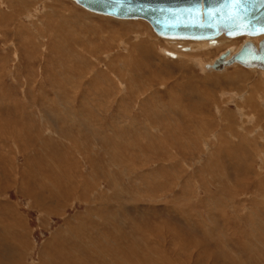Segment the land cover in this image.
I'll return each instance as SVG.
<instances>
[{
  "label": "rangeland",
  "instance_id": "obj_1",
  "mask_svg": "<svg viewBox=\"0 0 264 264\" xmlns=\"http://www.w3.org/2000/svg\"><path fill=\"white\" fill-rule=\"evenodd\" d=\"M164 42L71 0H0V264H264V106L243 118L245 77L185 68ZM199 112L214 124L200 143Z\"/></svg>",
  "mask_w": 264,
  "mask_h": 264
},
{
  "label": "water",
  "instance_id": "obj_2",
  "mask_svg": "<svg viewBox=\"0 0 264 264\" xmlns=\"http://www.w3.org/2000/svg\"><path fill=\"white\" fill-rule=\"evenodd\" d=\"M96 14L147 21L163 39L213 41L228 37L264 35V0H73ZM220 57L221 66L230 63ZM245 67L264 69V39L247 43L232 59ZM221 64V65H220Z\"/></svg>",
  "mask_w": 264,
  "mask_h": 264
},
{
  "label": "bare ground",
  "instance_id": "obj_3",
  "mask_svg": "<svg viewBox=\"0 0 264 264\" xmlns=\"http://www.w3.org/2000/svg\"><path fill=\"white\" fill-rule=\"evenodd\" d=\"M18 1V0H17ZM73 3H75L76 5H77V3L76 2H74L73 0H71ZM13 2V1H12ZM15 2V1H14ZM34 3V2H33ZM44 5H45V3H44ZM77 6H79V5H77ZM81 7V6H80ZM49 8V7H48ZM81 8H83V7H81ZM84 9V8H83ZM86 10V9H85ZM86 11H88V10H86ZM88 12H91V11H88ZM91 13H93V12H91ZM31 14V13H30ZM53 14V13H52ZM94 14H96V13H94ZM27 15H29V13L27 14ZM98 15H101V14H98ZM48 16V15H47ZM46 16V17H47ZM102 16H105V15H102ZM106 17H111V16H106ZM28 18H30V17H28ZM49 18V17H48ZM112 18H114V17H112ZM115 19H118V18H115ZM53 20V19H52ZM119 20H124V21H126L127 19H119ZM138 20H142V19H138ZM143 21H145V20H143ZM147 22V21H146ZM126 23V22H125ZM148 23V22H147ZM132 24V23H131ZM149 24V23H148ZM150 25V24H149ZM131 26V25H130ZM134 26V25H133ZM151 26V25H150ZM75 27V26H74ZM136 27V26H135ZM151 28L153 29V27L151 26ZM139 30V29H138ZM153 31H154V29H153ZM137 33V32H136ZM135 33V34H136ZM141 33V32H140ZM156 34V33H155ZM142 35V34H141ZM147 35H148V33H147ZM145 36H146V34H145ZM159 37V36H158ZM222 37H226L227 39H230V38H238V37H228V36H226L224 33L223 34H221L219 37H217V38H215L213 41H210V40H191V39H164V40H167L168 42H164V47L166 48V51H165V53L168 55V56H170V57H179L181 60H179L180 61V63L182 64V66L183 67H185V68H190V66H193V65H195V66H197V67H202V71H207V72H215V73H218L217 75H220L221 74V76H223V78L224 79H222V80H225V81H228V82H230V83H232L233 85H235V83H233V82H236L237 80L236 79H238V78H244L245 77V83L244 84H246L247 82V85H245V86H247L246 88H244L245 90V92H246V95H245V98L242 100V98H241V96L240 97H237L236 98V95L234 96V98L235 99H237L236 100V103L235 104H237V108L239 109V108H241V107H251V108H253V110H252V112H248V113H242V115H243V118H245V119H247V120H252V119H258V118H255V116H257V115H259V112L258 111H260V110H258L257 108H259V107H263L264 106V69H262V68H259V67H245L244 65H242V64H240L239 62H234L232 59L234 58V56H236L237 55V53L244 47V45L245 44H247V43H252V44H254L256 47H258L259 46V43H260V41H262L263 39H264V35H261V36H258V37H247V36H243V38L244 39H246V41L244 42V44L241 46V48H239L238 47V44L237 43H235V42H232V41H230V42H220V40H221V38ZM140 38H142V36H140V34H136V36L134 37V39H131V40H134L135 42H139V40H140ZM109 39V38H108ZM145 39H146V37H145ZM152 39V38H151ZM157 39V38H156ZM163 39V38H162ZM223 39V38H222ZM120 41V40H119ZM141 41V40H140ZM179 41H191V42H193V43H186V44H183V43H181V42H179ZM88 42H90V41H88ZM161 43V42H160ZM61 44V43H60ZM66 44V43H65ZM121 44H124V42L123 41H121ZM69 45V44H68ZM136 46H137V44H135ZM183 45V46H182ZM176 46L178 47V46H180L182 49L184 48V47H189V51H182V49H177L176 48ZM135 47V46H134ZM138 47V46H137ZM137 47H135V48H137ZM155 47H156V45H155ZM228 49V50H227ZM170 51H171V53H175V54H171L170 53ZM221 53V54H220ZM224 54H226L227 55V57H226V59L224 60V61H230V63H228V64H223V65H221L220 67L219 66H216L217 64H219L220 63V57L222 56V55H224ZM215 55H217V56H215ZM212 56V57H211ZM213 56H214V58H213ZM216 57V58H215ZM178 58V59H179ZM240 65V66H243V67H245V68H247L248 69V72H245L244 70H241L240 68H235L234 67V65ZM229 66H233L234 67V69H236V70H234V71H232V72H229L228 71V68H229ZM238 67V66H237ZM130 71V70H129ZM134 73V72H133ZM204 73V72H203ZM222 73H224V74H222ZM213 75H215V74H213ZM210 76V75H209ZM213 77V76H212ZM215 77H217V76H215ZM219 77V76H218ZM207 80H205V81H207V82H211V78L209 77H207L206 78ZM209 79H211V80H209ZM217 79V78H216ZM249 79H255L254 81L252 80V82L251 81H249ZM214 80V79H213ZM212 80V81H213ZM219 80L220 79H218V82H219ZM221 80V81H222ZM204 81V83L203 84H206V82ZM220 81V82H221ZM216 81H214V83H215ZM220 82H219V84H220ZM121 84V83H120ZM216 85H218V83H215ZM223 84V83H222ZM133 86V85H132ZM232 87V86H231ZM132 88V87H131ZM132 89H134V88H132ZM210 91V90H209ZM208 91V92H209ZM222 91V90H221ZM233 91H235V90H233ZM232 91V92H233ZM244 92V93H245ZM236 93H238V92H236ZM202 94H204V93H202ZM221 94H222V92H221ZM220 94V95H221ZM243 96V95H242ZM230 96H228V98H229ZM228 98H227V100H228ZM240 98H241V100H240ZM215 99V98H214ZM213 99V97L211 96V97H209V98H202V99H200V104H199V106H200V108H201V106L202 105H204L205 103H207V105L208 104H216V103H218L216 100H214ZM220 100H221V102H222V104H223V102H225V100L223 99V97H222V99L220 98ZM233 100V99H232ZM231 102V101H230ZM228 103V102H227ZM193 105V104H192ZM221 105V104H220ZM228 105V104H227ZM230 105V104H229ZM212 107H213V105H211ZM217 107H218V105H217ZM216 107V108H217ZM221 107V106H220ZM226 108V107H225ZM229 108V107H228ZM264 108V107H263ZM196 110V109H195ZM222 110H223V108H222ZM240 110V109H239ZM202 111V110H201ZM207 111V110H206ZM208 111H209V109H208ZM213 111H216V110H213ZM212 111V112H213ZM251 111V110H250ZM182 112V111H181ZM228 112V111H227ZM180 113V112H179ZM209 113H210V111H209ZM223 113V112H222ZM236 114H232V115H228V113H225V114H223V117H226L227 115H228V118H229V120H227V123L229 122V125L228 124H224V129H226L225 128V126L226 125H228V126H230V124L231 123H233V122H237L236 121V116H237V112H235ZM204 113L203 112H199L198 114H196V118L197 119H201L200 120V122H196V125H194L193 123V125H194V128L196 129V131L195 132H197L196 134V136H198V137H200V138H197L198 139V142H199V139H201L202 140V136L203 135H205V137L207 136V138H205L206 140H208V135H209V131H208V129H209V125H214L213 123H211L210 122V120L208 121V120H206V118L208 117V115L206 114V112H205V115H203ZM218 114V113H217ZM220 114V113H219ZM241 114V113H240ZM185 115V114H184ZM212 115V114H211ZM214 115H215V113H214ZM238 115H239V113H238ZM183 116V115H182ZM216 116V115H215ZM184 117H186V118H188L187 116H184ZM258 117V116H257ZM211 118V117H210ZM209 118V119H210ZM240 118V117H239ZM216 119H217V117H216ZM237 119H238V117H237ZM242 119V118H241ZM192 120V119H191ZM224 120H225V118H224ZM188 121V120H187ZM199 121V120H198ZM216 121V120H215ZM241 121V120H240ZM192 122V121H191ZM250 122V121H249ZM248 122V123H249ZM252 122V121H251ZM255 122H257V121H255ZM261 122H262V119H261ZM184 123V122H183ZM187 123V122H186ZM239 123V122H238ZM244 123V122H243ZM222 124V123H221ZM235 124H237V123H235ZM235 124H233V125H235ZM239 124H241V123H239ZM253 124V123H252ZM258 124V123H257ZM264 124V123H263ZM232 125V126H233ZM242 125V124H241ZM241 125H239V126H241ZM259 125V124H258ZM258 125H256V126H258ZM3 126V125H2ZM196 126V127H195ZM207 126H209L208 127V129H207ZM4 127V126H3ZM169 127V126H168ZM243 127V126H242ZM250 128H251V126H249ZM193 128V126L191 127V129H194ZM230 128V127H229ZM229 128H227V129H229ZM238 128V127H237ZM261 128V127H260ZM205 129H207V130H205ZM212 129V128H211ZM217 129V128H216ZM233 129V128H232ZM235 129V128H234ZM262 129H263V127H262ZM6 130V129H5ZM219 129H217V131H218ZM221 130V129H220ZM231 130V129H230ZM240 130V129H239ZM246 130V129H245ZM170 131V130H169ZM199 131V132H198ZM222 131H223V129H222ZM227 131V130H226ZM229 131V130H228ZM211 132V131H210ZM216 132V131H215ZM214 131H213V134L215 133ZM236 132V130L234 131V137L233 138H235V133ZM176 133V132H175ZM190 133V132H189ZM239 133H242V132H239ZM238 133V134H239ZM261 133V132H260ZM264 133V132H263ZM7 134H8V132H7ZM149 134V133H148ZM160 134V133H159ZM211 134V133H210ZM220 134V133H219ZM219 134H218V137H219V139H220V136H219ZM223 134H224V132H223ZM243 134V133H242ZM246 134H248L247 133V131H246ZM256 134V133H255ZM180 135H182V134H180ZM195 135V134H194ZM194 135H193V137H194ZM228 135V134H227ZM253 135V134H252ZM257 135V134H256ZM263 135V134H262ZM150 136V135H149ZM195 136V137H196ZM237 136V135H236ZM243 136H245V135H243ZM143 137V136H142ZM179 137V136H178ZM226 137V136H225ZM232 137V136H231ZM259 137H260V135H259ZM214 138V137H213ZM221 138H222V136H221ZM229 138V137H228ZM239 138V137H238ZM246 138V137H245ZM252 138V137H251ZM159 139H162V138H159ZM232 139V138H231ZM264 139V138H263ZM188 140V139H187ZM223 140H224V136H223ZM239 140V139H238ZM204 141V140H203ZM209 141V140H208ZM218 141V140H217ZM257 141V140H256ZM197 142V143H198ZM239 142V141H238ZM194 143V142H193ZM200 143V142H199ZM198 143V144H199ZM203 143V142H202ZM209 143H211V142H209ZM214 143V142H213ZM222 143V142H221ZM223 143H224V141H223ZM231 143V142H230ZM229 143V144H230ZM242 143V142H241ZM248 143H249V141H248ZM255 143V142H254ZM261 143H262V141H261ZM191 144V143H190ZM208 144V143H207ZM215 144V143H214ZM243 145H245L246 147H247V144H244V143H242ZM260 144V143H259ZM170 145V144H169ZM201 145V144H200ZM211 145H212V143H211ZM210 145V146H211ZM221 145V144H220ZM232 145H233V143H232ZM250 145V144H249ZM248 145V146H249ZM254 145V144H253ZM260 145H262V144H260ZM75 146V145H74ZM228 146V145H227ZM226 146V147H227ZM234 146H235V144H234ZM238 146V145H237ZM236 146V147H237ZM257 146V145H256ZM214 147H216L215 145H214ZM236 147H233V148H236ZM252 147V146H251ZM197 148V147H196ZM205 148V147H204ZM209 148V147H208ZM222 148V147H221ZM240 148V147H239ZM253 148V147H252ZM258 148V147H257ZM260 149L262 148V147H259ZM215 149V148H214ZM225 148H223V150H224ZM183 150V149H182ZM203 150V149H202ZM216 150H218V149H216ZM234 150V149H233ZM238 150V149H237ZM258 151H260L259 149H257ZM263 150H264V148H263ZM188 151V150H187ZM228 151V150H227ZM230 151V150H229ZM236 151V150H235ZM217 152V151H216ZM215 152V153H216ZM246 152V151H245ZM58 153V152H57ZM61 153V152H60ZM229 153H231V151L229 152ZM234 153V152H233ZM246 153H248V152H246ZM84 154V153H83ZM222 154V153H221ZM220 154V155H221ZM242 154V153H241ZM219 155V156H220ZM228 155H230V154H228ZM250 155V154H249ZM256 155V154H255ZM87 156V155H86ZM214 156H215V154H214ZM213 156V157H214ZM235 156V155H234ZM244 156V155H243ZM243 156H242V158H243ZM251 156H252V154H251ZM261 156V155H260ZM60 157V156H59ZM113 157V156H112ZM116 157V156H115ZM238 157V156H237ZM247 157V156H246ZM67 158V157H66ZM239 158V157H238ZM245 158V157H244ZM249 158V157H248ZM119 159V158H118ZM225 159V158H224ZM241 159V158H240ZM239 159V160H240ZM254 159V158H253ZM65 161H66V159H64ZM63 160V161H64ZM85 160V159H84ZM93 160V159H92ZM170 160V159H169ZM237 160V159H236ZM243 160V159H242ZM69 161H71L70 159H69ZM244 161V160H243ZM251 161V160H250ZM72 162H75V161H72ZM116 162V161H115ZM142 162V161H141ZM236 163H237V161H235ZM240 161H238V163H239ZM252 162V161H251ZM260 162V161H259ZM64 163V162H63ZM238 163L237 164H235L236 166L238 165ZM243 164L245 163V162H242ZM250 163V162H249ZM64 164H66V163H64ZM209 164V163H208ZM243 164H240V166L241 165H243ZM246 164V163H245ZM258 164V163H257ZM264 164V163H263ZM80 165V164H79ZM234 165V164H233ZM262 165V164H261ZM260 165V166H261ZM43 166V165H42ZM42 166H40V167H42ZM48 166V165H47ZM55 166V165H54ZM65 166V165H64ZM78 166V165H77ZM76 166V167H77ZM179 166V165H178ZM239 166V165H238ZM252 166V165H251ZM263 166V165H262ZM79 167H81V166H79ZM88 167V166H87ZM101 167V166H100ZM231 167V166H230ZM234 167V166H233ZM245 167V166H244ZM253 167V166H252ZM43 168V170H44V167H42ZM72 168V167H71ZM237 168H239V167H237ZM246 168V167H245ZM244 168V169H245ZM97 169V168H96ZM95 169V170H96ZM250 169V168H249ZM249 169H247L246 168V170H248L249 171ZM61 170V169H60ZM64 170V169H63ZM72 170V169H71ZM80 170H82V169H80ZM174 170V169H173ZM235 170H236V167H235ZM238 170V169H237ZM66 171V170H65ZM73 171V170H72ZM79 171V170H78ZM85 171V170H84ZM94 171V170H93ZM106 171V170H105ZM257 171H258V169H257ZM256 171V172H257ZM67 172V171H66ZM83 172V171H82ZM120 172V171H119ZM242 172V171H241ZM247 172V171H246ZM33 173V172H32ZM71 173V172H70ZM73 173V172H72ZM99 173V172H98ZM244 173V172H243ZM251 173L254 175V173L251 171ZM250 173V174H251ZM37 174V173H36ZM48 174V173H47ZM46 174V175H47ZM51 174V173H50ZM61 174V173H60ZM37 175H39V174H37ZM56 175H58V174H56ZM68 175V174H67ZM72 175V174H71ZM70 175V176H71ZM101 175V174H100ZM115 175V174H114ZM178 175V174H177ZM176 175V176H177ZM35 176V175H34ZM74 176V175H73ZM81 176V175H80ZM244 176V175H243ZM264 176V175H263ZM31 177V176H30ZM96 177V176H95ZM115 177V176H114ZM246 177V176H245ZM257 177V176H256ZM255 177V178H256ZM262 177V176H261ZM34 178V177H33ZM40 178V177H39ZM58 178V177H57ZM69 178V177H68ZM78 178V177H77ZM87 178V177H86ZM111 178V177H110ZM37 179V178H36ZM41 179V178H40ZM42 179H43V177H42ZM53 179V178H52ZM67 179V178H66ZM84 179V178H83ZM97 179V178H96ZM259 179V178H258ZM261 179V178H260ZM68 180H70V179H68ZM74 180V179H73ZM76 180H78V179H76ZM112 180V179H111ZM111 180H110V182H111ZM163 180V179H162ZM257 180V179H256ZM31 181V180H30ZM33 181V180H32ZM75 181V180H74ZM114 181V180H113ZM112 181V182H113ZM260 181V180H259ZM36 182V181H35ZM34 182V183H35ZM68 182V181H67ZM73 182V181H72ZM106 182H107V178H106ZM109 182V181H108ZM172 182V181H171ZM190 182V181H189ZM231 182V181H230ZM261 182H263V180L261 181ZM65 183V182H64ZM68 183H70V182H68ZM74 183V182H73ZM96 183H97V181H96ZM100 183H101V181H100ZM114 183V182H113ZM166 183V182H165ZM67 184V183H66ZM164 184V183H163ZM75 185H77V184H75ZM119 185V184H118ZM222 185V184H221ZM257 185V184H256ZM113 186H114V184H113ZM73 187H74V185H73ZM77 187V186H76ZM120 187V186H119ZM119 187H117V188H119ZM110 188V187H109ZM222 188V187H221ZM261 188H262V186H261ZM41 189V188H40ZM64 189H65V187H64ZM76 189V188H75ZM74 189V190H75ZM84 189V188H83ZM95 189V188H94ZM114 189H115V187H114ZM114 189H112L113 191H114ZM224 189V188H223ZM222 189V190H223ZM257 189V188H256ZM260 189V188H259ZM93 190V189H92ZM258 190V189H257ZM29 191H30V189H29ZM65 191V190H64ZM61 192H62V190H61ZM80 192V191H79ZM86 192V191H85ZM97 192H98V189H97ZM229 192V191H228ZM263 192V191H262ZM24 193V192H23ZM32 193V192H31ZM60 193V192H59ZM101 193V192H100ZM103 193V192H102ZM221 193H222V191H221ZM232 193V192H231ZM65 194V193H64ZM80 194V193H79ZM234 194V193H233ZM62 195V194H61ZM63 196V195H62ZM100 196V195H99ZM102 196V195H101ZM103 196H104V194H103ZM226 196H229L228 194L226 195ZM257 196H259V195H257ZM61 197V196H60ZM80 197V196H79ZM94 197V199H95V196H93ZM98 197V196H97ZM64 198V197H63ZM77 198V197H76ZM99 198V197H98ZM80 199V198H79ZM91 198H89V200H90ZM100 199V198H99ZM102 199H103V197H102ZM186 199V198H185ZM184 199V200H185ZM230 199V198H229ZM256 199H258L257 197H256ZM76 200V199H75ZM85 200V199H84ZM83 201V200H82ZM257 201V200H256ZM263 201V200H262ZM89 202V201H88ZM99 202V201H98ZM261 202V201H260ZM8 204V203H7ZM127 204V203H126ZM258 205H259V202L257 203ZM261 204H262V202H261ZM128 205V204H127ZM252 205V204H251ZM88 206V205H87ZM122 206V205H121ZM120 206V207H121ZM119 207V208H120ZM126 207V206H125ZM257 208V207H256ZM94 210V209H93ZM59 211H61V208L59 209ZM123 211V210H122ZM255 211V210H254ZM84 212V211H83ZM86 212V211H85ZM84 212V213H85ZM121 212V211H120ZM256 212H257V210H256ZM261 212V211H260ZM87 213V212H86ZM85 213V214H86ZM127 213V212H126ZM80 214V213H79ZM83 214V213H82ZM118 215H119V213H118ZM81 216V215H80ZM130 217V216H129ZM115 219V218H114ZM126 219H128L127 218V216H124V217H122V219L120 220V219H118V220H116L115 219V224H117L118 226H121V229H122V227H124L125 228V222H126ZM84 220V219H83ZM101 220V219H100ZM129 220V219H128ZM77 222V221H76ZM82 222V221H81ZM102 222V221H101ZM104 223V222H103ZM94 226H96V223H94L93 224ZM74 226V225H73ZM99 226V225H98ZM161 226V225H160ZM163 226H161V228H162ZM170 229V228H169ZM88 230V229H87ZM124 232H125V230L124 229H122ZM156 230V229H155ZM168 230V229H167ZM131 232H133V231H139V227L138 228H136V226L134 225V227H133V229L132 230H130ZM171 232H172V234H173V230H170ZM109 232V231H108ZM107 232V233H108ZM140 232V231H139ZM138 232V233H139ZM158 232V231H157ZM117 233V232H116ZM121 233V232H120ZM128 233V232H127ZM127 233L125 232V235H127ZM137 233V232H136ZM136 233H134V234H136ZM112 234V233H111ZM168 234V233H167ZM118 235V234H117ZM121 235V234H120ZM140 235H141V233H140ZM143 235V234H142ZM170 235V234H169ZM103 236H104V234H103ZM128 236V235H127ZM260 236V235H259ZM95 237L96 238H98V235H95ZM112 237V236H111ZM132 237V236H131ZM138 237H139V235H138ZM145 237V236H144ZM104 239H102L101 240V237L97 240V242L99 243V245L98 244H95V246L97 247H102V248H105V247H108L107 246V244H110L109 242H108V240L107 239H105V237H103ZM134 238V237H133ZM141 238V237H140ZM182 238V237H181ZM139 239V238H138ZM142 239H144V238H142ZM3 240V239H2ZM124 240V239H123ZM150 240V239H149ZM80 241V240H79ZM89 241V240H88ZM144 241V240H143ZM146 241V240H145ZM182 241V240H181ZM82 242V241H81ZM112 242V241H111ZM142 242V241H141ZM116 243H120V242H116ZM137 243V242H136ZM147 243V242H146ZM177 243V242H176ZM75 244V243H74ZM73 244V245H74ZM93 244V243H92ZM120 244H123V242L122 243H120ZM141 244V243H140ZM139 244V245H140ZM81 245V244H80ZM80 245L78 244V245H74V248H79L80 247ZM84 245V244H83ZM85 246V245H84ZM120 246V245H119ZM141 246V245H140ZM178 246V245H177ZM185 246V245H184ZM56 247V246H55ZM89 247V246H88ZM115 247V246H114ZM183 247V246H182ZM73 248V249H74ZM86 248V247H85ZM90 248V247H89ZM102 248H101V250H102ZM144 248V247H143ZM145 248H147V246L145 247ZM145 248H144V250H145ZM155 248V247H154ZM178 248V247H177ZM196 248V247H195ZM194 248V249H195ZM56 249V248H55ZM94 249V248H93ZM134 249V248H133ZM199 249V248H198ZM47 250V249H46ZM65 250V249H64ZM141 250V249H140ZM169 250H170V248H169ZM181 250V249H180ZM185 250V249H184ZM203 250V249H202ZM2 251V250H1ZM58 251V250H57ZM92 251V250H91ZM97 251V250H96ZM165 251V250H164ZM168 251V250H167ZM43 252V251H42ZM68 252V251H67ZM73 252V251H72ZM172 251H170V253H171ZM48 253V252H47ZM85 253V252H84ZM96 253V252H95ZM102 253V252H101ZM145 253V252H144ZM165 253V252H164ZM168 253H169V251H168ZM173 253V252H172ZM206 253H207V251H206ZM74 254V253H73ZM76 254V253H75ZM123 254H124V251H123ZM152 254V253H151ZM163 254V253H162ZM203 254V253H202ZM54 255V254H53ZM71 255H72V253H71ZM102 255H104V254H102ZM112 255V254H111ZM119 255H121V254H119ZM190 255H192V254H190ZM212 255V254H211ZM133 256H134V254H133ZM139 256V255H138ZM150 256V255H149ZM148 256V257H149ZM155 256V255H154ZM163 256V255H162ZM165 256V255H164ZM172 256V255H171ZM174 256V255H173ZM146 257H147V255H146ZM159 257V256H158ZM158 257H156V258H158ZM94 258V257H93ZM142 258V257H141ZM227 257H225V259H226ZM147 259V258H146ZM158 259H160V258H158ZM157 259V260H158ZM164 259H166V258H164ZM234 259H236V258H234ZM152 260V259H151ZM167 260V259H166ZM190 260V259H189ZM209 260V259H208ZM140 261V260H139ZM139 261H138V263H139ZM148 261V260H147ZM173 261V260H172ZM210 261V260H209ZM235 261V260H234ZM240 261V260H239ZM133 262V261H132ZM142 262V261H141ZM152 262H154V260L152 261ZM199 262H200V260H199ZM206 262H207V260H206ZM204 263V262H203ZM208 263V262H207ZM206 263V264H207ZM235 263V262H234ZM88 264V263H87ZM108 264V263H107ZM132 264H134V263H132ZM158 264V263H157ZM169 264V263H168ZM244 264V263H243Z\"/></svg>",
  "mask_w": 264,
  "mask_h": 264
}]
</instances>
